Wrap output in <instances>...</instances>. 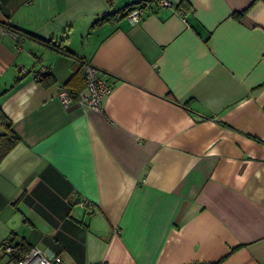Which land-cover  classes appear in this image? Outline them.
<instances>
[{
  "label": "crops",
  "instance_id": "1",
  "mask_svg": "<svg viewBox=\"0 0 264 264\" xmlns=\"http://www.w3.org/2000/svg\"><path fill=\"white\" fill-rule=\"evenodd\" d=\"M140 1L0 0V264H264V0ZM85 62L101 109L58 97Z\"/></svg>",
  "mask_w": 264,
  "mask_h": 264
},
{
  "label": "built area",
  "instance_id": "2",
  "mask_svg": "<svg viewBox=\"0 0 264 264\" xmlns=\"http://www.w3.org/2000/svg\"><path fill=\"white\" fill-rule=\"evenodd\" d=\"M176 2L174 0H144L134 5L126 13V16L132 22H139L145 9H149L154 12L155 6H173ZM86 85L79 94L76 101L80 104L90 106L96 109L102 108L103 96L110 90L111 86L107 79V74L100 70L97 66L90 62H85L83 65ZM60 101L66 106L72 99L67 92L63 89L59 91L58 95ZM80 204L87 210L94 211V203L88 199H83ZM18 248L12 243H5L3 245V251L7 254L17 252ZM14 264H66L63 258L59 254H53L48 256L42 250L36 246H32L28 251L14 261Z\"/></svg>",
  "mask_w": 264,
  "mask_h": 264
},
{
  "label": "trees",
  "instance_id": "3",
  "mask_svg": "<svg viewBox=\"0 0 264 264\" xmlns=\"http://www.w3.org/2000/svg\"><path fill=\"white\" fill-rule=\"evenodd\" d=\"M106 2L112 6V4L114 3V0H106ZM140 2H143V1H140ZM134 5L136 4L126 5L125 7H123L122 10L119 11V13L121 15H126V13ZM178 5L179 4L176 3L175 7L178 8ZM102 18H104V16L99 18V20ZM55 46L61 49L62 51H66V52L68 51V49L64 45L55 44ZM83 65H84L83 63H79L76 66V68L73 70V72L64 81V84H62V86L67 89L68 91L67 94L69 95V97L73 100H76L79 97V94L81 93V91L84 89L86 85V78H85V72H84ZM50 75H51L50 73L49 74L47 73L45 74V76H41L39 79L44 84L51 83V81L53 80V77ZM0 122L4 129V131L0 132V161H1V159L15 145V143L17 142V138L11 130L10 121L4 116L1 110H0ZM13 245H15L18 248L17 252L11 254L14 261L19 259L23 255V253L28 251L30 248L29 245L24 244V243L13 244ZM185 264H217V262L194 261V262H189Z\"/></svg>",
  "mask_w": 264,
  "mask_h": 264
}]
</instances>
